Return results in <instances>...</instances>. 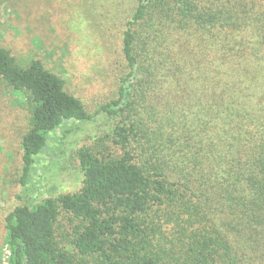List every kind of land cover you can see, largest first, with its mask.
<instances>
[{"label":"trees","instance_id":"trees-1","mask_svg":"<svg viewBox=\"0 0 264 264\" xmlns=\"http://www.w3.org/2000/svg\"><path fill=\"white\" fill-rule=\"evenodd\" d=\"M122 56L93 113L0 46L30 114L23 193L51 137L104 127L75 152L78 191L6 216L7 264H264V0H135Z\"/></svg>","mask_w":264,"mask_h":264},{"label":"rangeland","instance_id":"rangeland-1","mask_svg":"<svg viewBox=\"0 0 264 264\" xmlns=\"http://www.w3.org/2000/svg\"><path fill=\"white\" fill-rule=\"evenodd\" d=\"M134 7L135 0H0V46L25 65L41 61L94 113L117 92L122 34ZM25 103L0 79V264L9 257L6 216L30 197L40 201L78 191L82 174L75 152L104 128L99 118L72 130L64 145L51 137L37 157L30 196L18 182L30 115Z\"/></svg>","mask_w":264,"mask_h":264}]
</instances>
